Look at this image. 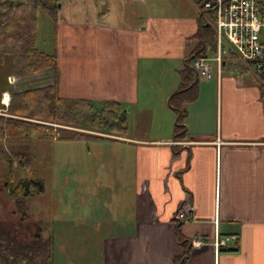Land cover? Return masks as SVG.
Segmentation results:
<instances>
[{
  "label": "crops",
  "instance_id": "1",
  "mask_svg": "<svg viewBox=\"0 0 264 264\" xmlns=\"http://www.w3.org/2000/svg\"><path fill=\"white\" fill-rule=\"evenodd\" d=\"M82 1L86 31L91 23L95 31L85 41L95 46L87 67L99 76V99L118 101L128 125L123 135L83 131L94 137L80 172L87 198L55 200L51 218L37 219L49 222L54 259L59 252L61 264H264V69L257 78L226 63L220 80L195 71L196 97L184 104L179 135L169 100L203 40L194 37L204 13L197 0H186V15H157L154 0ZM183 206L193 210L178 219Z\"/></svg>",
  "mask_w": 264,
  "mask_h": 264
},
{
  "label": "trees",
  "instance_id": "2",
  "mask_svg": "<svg viewBox=\"0 0 264 264\" xmlns=\"http://www.w3.org/2000/svg\"><path fill=\"white\" fill-rule=\"evenodd\" d=\"M59 3L60 0H0L1 66L9 62L8 72L17 76L45 70L55 74L50 85L11 92L7 107L1 102L5 86L0 76V112L6 110L10 114L0 113V141L27 139L39 126L51 128L52 125L44 121L106 134L123 135L127 131V117L118 101L103 100L97 105L91 99L67 98L59 94L57 56L40 50L37 45L40 14H46L55 22ZM195 36L203 40L199 48L190 52L188 64L180 71V87L169 100L177 111L176 130L182 133L179 135L184 132V104L196 97L195 70L191 63L196 57L204 56L206 49L214 52L216 45L211 24L202 18L201 31ZM52 136L51 133L44 134V137ZM17 158L21 166L34 160L30 154H18ZM43 189V179L21 178L9 193L15 211L0 218V264H54V236L47 232L49 222L33 220L28 212L30 197Z\"/></svg>",
  "mask_w": 264,
  "mask_h": 264
},
{
  "label": "rangeland",
  "instance_id": "3",
  "mask_svg": "<svg viewBox=\"0 0 264 264\" xmlns=\"http://www.w3.org/2000/svg\"><path fill=\"white\" fill-rule=\"evenodd\" d=\"M154 3L157 15L158 13L186 15L190 11L186 0H154ZM73 4H76L74 11L72 10ZM59 5H62V7L58 12L61 11L62 13L58 14L57 12L58 15L56 14V20L53 24L44 25L41 20L45 17L39 16L41 29L39 35L37 33V45L42 51L46 49L44 51L46 53H58L59 61L56 77L61 95L68 98H94L97 96V99H90L100 105L102 100L99 99L98 94L100 91L99 76H95V71L88 69L87 61H85L87 53H95L92 51L94 45H85L86 40H94L95 38L94 25L91 23L92 27L89 31H86L84 12L86 9L82 0H60ZM70 9L71 12H69ZM204 10L202 18L206 23L211 24V12ZM94 24H98V22L96 21ZM74 37L76 39V51L71 53L69 48L74 45L72 43ZM42 38L51 40L54 43L48 47L49 45L40 43ZM51 49L53 50L51 51ZM212 54L214 55V52ZM164 63L166 64V62ZM95 64L98 66L99 61L97 60ZM165 64L160 66L162 67ZM7 65H9V62L4 66L0 64V76L3 77V85L5 86V92L1 95V102L6 107L9 104V94L11 92L43 87L54 82L55 74L52 70L17 76L11 74V71L8 72ZM0 113L10 115L6 113V110ZM43 123L52 126L48 129L47 126H39L33 129L27 139H4L0 141V218L15 211L9 193L16 187L21 178H40L44 180V192L29 199L28 212L33 220L39 219L44 214V217L50 219L54 213L53 209H55L52 202L55 200L82 199L84 202V199L87 198V190L83 189L84 183L80 181L82 180L80 176L82 173L80 172L83 169L88 152L94 146V137H91L90 133L83 132L85 129L65 123L46 121ZM141 126L137 125V127ZM46 133H51L53 136L51 138L44 137ZM99 142L105 143L101 140ZM18 154H30L34 157V160L26 163L25 166H21L17 158ZM10 182H12V189L9 192ZM61 262L62 259L58 252V258L54 259V264H61Z\"/></svg>",
  "mask_w": 264,
  "mask_h": 264
},
{
  "label": "built area",
  "instance_id": "4",
  "mask_svg": "<svg viewBox=\"0 0 264 264\" xmlns=\"http://www.w3.org/2000/svg\"><path fill=\"white\" fill-rule=\"evenodd\" d=\"M196 6L200 12L204 9L211 12V26L216 36L214 55L196 57L192 61L197 74L220 80L227 63L232 71H246L259 78L264 67V18L260 1L197 0ZM192 210L191 206H183L177 218L186 217ZM227 240L228 237L216 239L215 248H221Z\"/></svg>",
  "mask_w": 264,
  "mask_h": 264
},
{
  "label": "water",
  "instance_id": "5",
  "mask_svg": "<svg viewBox=\"0 0 264 264\" xmlns=\"http://www.w3.org/2000/svg\"><path fill=\"white\" fill-rule=\"evenodd\" d=\"M12 189V182L9 183V192L11 191Z\"/></svg>",
  "mask_w": 264,
  "mask_h": 264
}]
</instances>
